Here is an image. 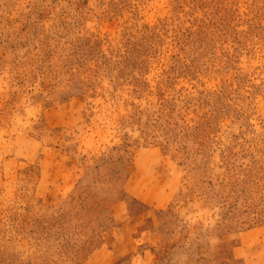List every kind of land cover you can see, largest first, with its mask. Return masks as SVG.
<instances>
[{
  "label": "rangeland",
  "instance_id": "374dc122",
  "mask_svg": "<svg viewBox=\"0 0 264 264\" xmlns=\"http://www.w3.org/2000/svg\"><path fill=\"white\" fill-rule=\"evenodd\" d=\"M0 264H264V0H0Z\"/></svg>",
  "mask_w": 264,
  "mask_h": 264
},
{
  "label": "trees",
  "instance_id": "16d2710c",
  "mask_svg": "<svg viewBox=\"0 0 264 264\" xmlns=\"http://www.w3.org/2000/svg\"><path fill=\"white\" fill-rule=\"evenodd\" d=\"M96 210L101 214V212L96 208ZM90 214L94 217L96 216L93 212H90Z\"/></svg>",
  "mask_w": 264,
  "mask_h": 264
}]
</instances>
